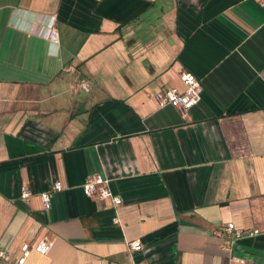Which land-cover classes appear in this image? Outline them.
Instances as JSON below:
<instances>
[{
	"label": "crops",
	"instance_id": "obj_1",
	"mask_svg": "<svg viewBox=\"0 0 264 264\" xmlns=\"http://www.w3.org/2000/svg\"><path fill=\"white\" fill-rule=\"evenodd\" d=\"M182 71L199 101L158 105ZM94 174L119 206L84 194ZM227 222L261 233L225 250ZM25 242V264H264V5L0 0V248Z\"/></svg>",
	"mask_w": 264,
	"mask_h": 264
},
{
	"label": "built area",
	"instance_id": "obj_2",
	"mask_svg": "<svg viewBox=\"0 0 264 264\" xmlns=\"http://www.w3.org/2000/svg\"><path fill=\"white\" fill-rule=\"evenodd\" d=\"M264 5V0H257ZM49 39L51 42L57 43L58 32L52 27L49 31ZM181 80L184 83V89L178 90L177 88L170 87L165 89H159L153 93V97L160 106L172 105L182 112L188 111L192 108L200 99V93L202 86L200 80H198L192 73L188 71L181 72ZM80 86L84 90H88L86 82L81 81ZM61 183L55 182L50 190L42 192L40 194L43 206L49 208L51 205V195L53 191L61 189ZM82 190L85 195L96 198L100 202L109 200L112 205L116 208L121 204V198L114 194L109 186V179L105 178L101 174H94L88 176L82 185ZM32 191L28 187H23L21 190V198L28 199L32 196ZM261 233L258 229H243L236 227L232 222L221 224L215 231L214 234L223 239V249L231 250L235 241L244 237H250ZM131 250H138L141 248V242L137 239L128 242ZM50 249V242L45 239H41L34 246V250L38 253L45 255ZM31 252V247L28 243H23L20 246V255L15 261H12L10 254L0 248V260L8 264H25L27 258ZM237 261L242 262V258H237ZM100 264H104L103 261Z\"/></svg>",
	"mask_w": 264,
	"mask_h": 264
}]
</instances>
